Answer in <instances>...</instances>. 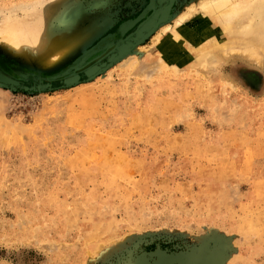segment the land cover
I'll list each match as a JSON object with an SVG mask.
<instances>
[{
    "label": "rangeland",
    "instance_id": "1",
    "mask_svg": "<svg viewBox=\"0 0 264 264\" xmlns=\"http://www.w3.org/2000/svg\"><path fill=\"white\" fill-rule=\"evenodd\" d=\"M164 1L62 2L100 27L51 68L0 45L24 80L109 64L70 86L0 84V264H264V63L149 69Z\"/></svg>",
    "mask_w": 264,
    "mask_h": 264
},
{
    "label": "bare ground",
    "instance_id": "2",
    "mask_svg": "<svg viewBox=\"0 0 264 264\" xmlns=\"http://www.w3.org/2000/svg\"><path fill=\"white\" fill-rule=\"evenodd\" d=\"M22 1L0 3V45L23 56L28 66L47 69L59 65L100 27L96 20L82 23L83 16L74 9L68 8L62 18L60 4L70 0ZM168 10L164 18L172 21L154 27L158 31L151 44L141 50L148 55L149 69L177 73L193 66L208 68L234 55L264 63V0H197L176 16ZM40 11L41 17L37 15ZM151 56L157 58L153 61ZM3 70L0 76L10 77Z\"/></svg>",
    "mask_w": 264,
    "mask_h": 264
},
{
    "label": "water",
    "instance_id": "3",
    "mask_svg": "<svg viewBox=\"0 0 264 264\" xmlns=\"http://www.w3.org/2000/svg\"><path fill=\"white\" fill-rule=\"evenodd\" d=\"M171 1L172 0H165L162 4H160L161 11L160 12H153L152 16L157 18V19H159L160 16H161L160 18H162V15H164L166 13V10L169 9ZM154 5H155V1L153 2L152 6H154ZM144 28L148 31L153 30V27H149V26H144ZM119 48L123 52H124V50H126V48L124 46H119ZM102 51H103L102 49L101 50L98 49V50L92 52V54H94V53L97 54V53H100ZM108 66H109L108 62H103L101 64L93 63L90 68L89 67L86 68L85 70H83L82 73L75 72L73 74H70V75L64 77L61 82L56 81L54 84H52L50 81H47L45 78H43L40 75L35 76L33 73L30 75L22 73V75L25 77L32 76L33 79H30V80H24L21 78H16L13 74H8V75H10V77L8 76L7 79H3L4 77L0 76V84L10 85V86L16 87V88L17 87H26V88L33 87L37 90H47L50 88H57L59 86V84H61L62 86H70V85L76 84L82 80H86L87 78H92L93 76L97 75L99 72H101V70H104ZM2 72H4V70L0 66V74H3Z\"/></svg>",
    "mask_w": 264,
    "mask_h": 264
}]
</instances>
